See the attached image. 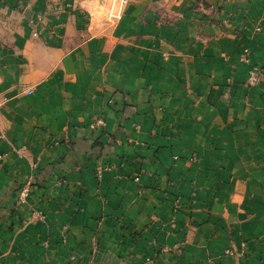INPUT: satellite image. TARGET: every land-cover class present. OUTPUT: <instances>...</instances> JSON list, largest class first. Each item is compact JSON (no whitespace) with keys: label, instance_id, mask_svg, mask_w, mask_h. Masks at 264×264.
<instances>
[{"label":"crops","instance_id":"crops-1","mask_svg":"<svg viewBox=\"0 0 264 264\" xmlns=\"http://www.w3.org/2000/svg\"><path fill=\"white\" fill-rule=\"evenodd\" d=\"M111 5L0 0V264H264V0Z\"/></svg>","mask_w":264,"mask_h":264},{"label":"built area","instance_id":"built-area-1","mask_svg":"<svg viewBox=\"0 0 264 264\" xmlns=\"http://www.w3.org/2000/svg\"><path fill=\"white\" fill-rule=\"evenodd\" d=\"M128 1L129 0H112V5L108 13V17L111 19L119 18L121 16L123 7L127 4ZM260 81H261L260 68L256 65H251L249 67V73H248V78H247L248 85H255V84H258ZM98 126H104L103 121L100 119H97L90 124L91 128H97ZM26 192H27L26 189L22 190L20 192V198H23L26 195ZM225 254L232 255L233 250L226 249ZM149 261L152 262L151 260Z\"/></svg>","mask_w":264,"mask_h":264},{"label":"rangeland","instance_id":"rangeland-1","mask_svg":"<svg viewBox=\"0 0 264 264\" xmlns=\"http://www.w3.org/2000/svg\"><path fill=\"white\" fill-rule=\"evenodd\" d=\"M98 15H100V14H98ZM79 16H80L79 12L76 11V12H75V17L78 18ZM100 16H101V15H100Z\"/></svg>","mask_w":264,"mask_h":264}]
</instances>
